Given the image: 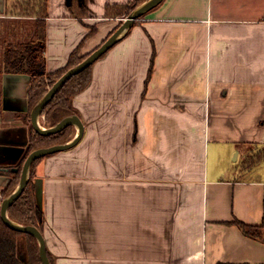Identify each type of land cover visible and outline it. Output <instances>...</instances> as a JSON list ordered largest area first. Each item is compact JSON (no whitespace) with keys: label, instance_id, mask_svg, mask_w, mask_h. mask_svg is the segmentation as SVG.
<instances>
[{"label":"crops","instance_id":"1","mask_svg":"<svg viewBox=\"0 0 264 264\" xmlns=\"http://www.w3.org/2000/svg\"><path fill=\"white\" fill-rule=\"evenodd\" d=\"M127 1L85 0L76 16L47 0L46 70L91 26L79 55L99 46L119 21L105 6ZM33 19L0 0V54ZM29 85L0 59V192L28 144ZM72 102L81 138L32 172L52 264H264V242L229 223L264 224V159L245 166L264 145V0H161Z\"/></svg>","mask_w":264,"mask_h":264},{"label":"trees","instance_id":"2","mask_svg":"<svg viewBox=\"0 0 264 264\" xmlns=\"http://www.w3.org/2000/svg\"><path fill=\"white\" fill-rule=\"evenodd\" d=\"M71 12L80 16L85 14V0H68ZM145 0H128L123 4H108L105 6V16L118 17L119 21L102 42L122 23L136 6ZM7 12L18 17H33V30L31 36L26 40L9 43L4 47L2 61L15 72H25L30 75V85L27 91L28 111L27 117L34 105L47 92L57 78L67 69L79 63L89 53L79 55L83 41L95 32V27L91 26L79 44L70 52L66 64L54 71H47L45 58L43 56L45 44V21L47 15V0H6ZM143 15L135 19L132 25L138 22ZM131 25V26H132ZM101 42V43H102ZM109 50V49H108ZM107 50V51H108ZM106 51V52H107ZM104 52L100 57H102ZM99 57V58H100ZM94 63V62H93ZM93 63L85 67L80 72L67 79L63 85L55 92L51 99L43 106L40 112V123L44 127H49L61 118L76 113L72 98L87 87L91 80V68ZM150 76V70L147 78ZM74 125L67 124L60 130L50 134H40L33 127L30 128L28 144L21 159L15 164L16 170L11 171L10 178L6 186L0 192V203L3 198L10 194L19 182L20 170L25 157L34 149L46 147L54 144L66 142L72 138ZM44 156L32 161L29 167L28 180L22 192L8 206L7 216L19 223L35 226L41 233L43 229L44 217L42 211L36 204L34 196V185L32 182V172L34 165ZM264 159V145L256 152L251 153L245 161L246 167H252ZM236 225L246 236L264 242V224H247L237 218L229 221ZM20 235L24 236L25 259L21 260L17 255V242ZM48 259L52 264L51 257L47 252ZM0 264H42L38 253V242L29 233L21 232L7 226L0 217Z\"/></svg>","mask_w":264,"mask_h":264},{"label":"water","instance_id":"3","mask_svg":"<svg viewBox=\"0 0 264 264\" xmlns=\"http://www.w3.org/2000/svg\"><path fill=\"white\" fill-rule=\"evenodd\" d=\"M161 0H145L136 6L125 18L122 23L95 49H93L84 59L76 65L67 69L59 78L55 80L52 86L41 97V99L34 105L30 112V122L33 129L40 134H50L63 128L67 124H73L77 128L76 134L68 141L54 144L46 147H39L32 150L24 159L20 170V178L14 190L2 199L0 203V217L3 222L12 229L26 232L34 236L38 242V253L42 264H51L45 247V241L42 233L33 225L19 224L11 220L6 213L8 206L16 199L22 192L28 180L29 167L33 160L38 157L50 154L59 150L67 149L73 146L81 138L83 133V124L76 114L67 115L49 127H42L38 122L43 106L51 99L55 92L63 85V83L74 74L80 72L85 67L95 62L104 52H106L132 25L133 21L145 12L156 6ZM13 170H16L14 168Z\"/></svg>","mask_w":264,"mask_h":264},{"label":"rangeland","instance_id":"4","mask_svg":"<svg viewBox=\"0 0 264 264\" xmlns=\"http://www.w3.org/2000/svg\"><path fill=\"white\" fill-rule=\"evenodd\" d=\"M138 22H139V19H138ZM2 27V24H0V28ZM4 27V26H3ZM4 34L2 33H0V39L2 38V36H3ZM7 40H9V41H12L11 39H7ZM8 42V41H7ZM3 51H4V48H2L1 49V54H0V59L2 60V55H3ZM74 133H75V127H74ZM74 133H73V135H72V137L74 136ZM233 158H234V154H232L231 155V161H229V165L231 164V166H239V160H237V161H235V160H233ZM216 162V161H215ZM218 164H220V165H223V161L222 162H218ZM229 175V174H228ZM259 176L260 177H262L261 175H259V174H250V175H248V178L249 177H256V178H259ZM224 177H227V176H224ZM229 177H231V176H229ZM17 186V185H16ZM24 239V236L23 235H20L19 237H18V242H17V255H18V257L21 259V260H24L25 259V241L23 240Z\"/></svg>","mask_w":264,"mask_h":264}]
</instances>
